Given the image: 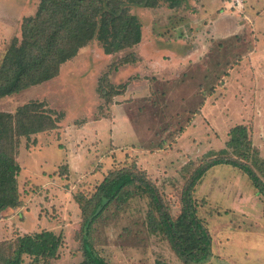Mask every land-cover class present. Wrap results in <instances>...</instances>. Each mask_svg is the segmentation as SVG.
Masks as SVG:
<instances>
[{
  "label": "rangeland",
  "instance_id": "obj_1",
  "mask_svg": "<svg viewBox=\"0 0 264 264\" xmlns=\"http://www.w3.org/2000/svg\"><path fill=\"white\" fill-rule=\"evenodd\" d=\"M117 1L126 3L141 24V42L135 48L111 53L114 36L105 43L91 40V33L98 30L86 27L77 39L81 47L54 69L56 76L0 99L1 113L15 114L34 102L37 110L48 114L41 122L36 116L37 123L57 122L53 130L20 139L18 182L23 207L0 217V242L15 243L19 237L50 230L63 238L59 256L50 264L81 263L84 211L77 199L83 200L88 212V203L106 177L131 169L143 173H138L142 185L125 189L128 192L109 206L90 234L96 253L108 264H156L158 260L185 264L168 239L152 231L150 216L158 222L161 218L150 193L143 191L144 183L156 190L174 219L189 191L186 198L192 200L211 238L210 257L197 264H264V195L239 167L221 162L206 169L215 159H236L227 146L230 131L244 126L258 151L257 161L245 163L264 182V92L257 86L250 91L237 89L239 96L233 100L223 88V75L234 62L248 58L255 47L262 50L264 37L249 29L251 21L245 14L258 17L257 33L264 32V12H253L264 6L248 0L254 8L248 4L238 13L203 2L221 35L234 28L233 22L244 27L225 40H212L207 61L183 65L179 59L174 72L187 69L158 80L142 74L139 51L152 52L146 57L148 68L160 70L165 66L163 57L188 46L167 42L185 39L194 45L185 61L198 59L197 37L191 35L193 29L185 32L183 26L192 22L191 10L197 14L203 9L201 0ZM17 3L7 7V0H0V60L23 45L24 22L37 15L41 0ZM226 12L231 18L218 15ZM208 99L209 108L203 113ZM27 117L33 123L32 113ZM25 260L31 262L29 257Z\"/></svg>",
  "mask_w": 264,
  "mask_h": 264
},
{
  "label": "trees",
  "instance_id": "obj_2",
  "mask_svg": "<svg viewBox=\"0 0 264 264\" xmlns=\"http://www.w3.org/2000/svg\"><path fill=\"white\" fill-rule=\"evenodd\" d=\"M148 4L150 6V3ZM84 28H97L98 33L92 32L91 40L95 37L105 43L110 36H114L111 53L133 49L141 42V24L124 2L41 0L37 15L24 22L23 45L15 46L13 55L6 54L0 60V99L19 94L56 76L54 69L62 61L73 57L81 47L80 43L77 45V39L85 31ZM119 94L121 92L108 94L107 97ZM35 105L33 102L22 106L15 114L0 112V217L7 210L23 207L18 182L22 170L18 162L20 139L57 128V122L53 119H44V123L35 121V117L38 116L41 122V118L46 114L40 109L37 110ZM30 113L34 116L33 123L36 122V125L30 123L27 117ZM230 138L227 146L233 149L236 159H215L206 169L221 162L239 167L247 172L259 193L264 195V182L252 167L245 163L258 159V151L253 147L247 128L235 127L230 131ZM203 172L204 170L197 174L191 186ZM138 173L143 176L142 172L131 169L111 173L92 196L88 203L91 205L88 212L85 210L83 200L77 199L84 211L82 226L84 255L83 261L79 264H108L96 253L90 241V234L93 225L109 206L118 201L123 192H128L125 189L136 184L142 185L138 181L142 182L143 178L138 177ZM143 186V191L150 193L153 203L160 212L159 222L150 216L152 231L162 233L185 264L206 261L210 257L211 238L198 217L192 200L186 198L190 197L189 191L185 192L182 200L181 213L174 219L164 210L160 197L156 190L151 188L150 183H144ZM62 245V236L50 230L19 237L15 243L0 242V264H27L25 260L27 257L31 259L29 264H50L51 260L59 256ZM156 264L169 263L158 260Z\"/></svg>",
  "mask_w": 264,
  "mask_h": 264
},
{
  "label": "crops",
  "instance_id": "obj_3",
  "mask_svg": "<svg viewBox=\"0 0 264 264\" xmlns=\"http://www.w3.org/2000/svg\"><path fill=\"white\" fill-rule=\"evenodd\" d=\"M17 1H21V0H7V7H17L16 5H19L17 3ZM205 1H210V4H216L215 7L216 9H218V7L221 8H228L230 10L231 7V1H226V0H201V4L199 7L202 9H205V5L203 2ZM257 1V6H264V0H255ZM248 0H247V4L245 7H248ZM251 1L249 6H251ZM204 6V7H203ZM199 8V9H200ZM254 8V6L252 7ZM251 8V9H252ZM199 10V13L195 14L192 13L191 10V15L188 13L189 18L192 20V22L190 23L189 20L185 21V25L183 26V29L185 30V32L190 31V29H193L192 34L191 35H196L197 39H195L194 44H196V49L197 51H200L201 53L197 54L196 57H198V59H193L190 62H186L185 60L188 58L187 54H191L193 50V46H189V42H187L185 39H177L174 40L171 38L170 42H167V44L173 43L176 45H178L179 43H186L188 44V46H186L184 49H181L177 52L176 55H172L171 57L169 56H165L163 57L165 66L161 67L162 69L160 70H149L148 66H149V61L146 60V57L149 55H152L151 53L148 54H143L141 51H139V62L138 64L141 65V67L143 68V73L145 76L147 77H157L158 80H163L165 79L167 76V74H171L172 72H174L175 70V66H176V61L180 59L179 64H195V63H200L202 64L203 62L207 61V53L210 51V43L212 42V40H215L217 38H221L223 40H225L227 37H229V33H238L243 27L244 25L242 24H238L236 25L235 22H233L234 28L228 32L225 33V35H221V33H219V30L217 29V25L216 20L211 19L210 15L206 12L205 10ZM248 9V8H247ZM218 11V10H217ZM246 12V11H245ZM255 13H257L258 15H261L264 12V7L263 10L258 12V11H253ZM262 12V13H261ZM238 14V13H236ZM219 16L222 17H227L230 15L229 12L226 13H221L218 14ZM230 17V16H229ZM228 18V17H227ZM231 18V17H230ZM245 18L246 19H250L251 21V26L249 27L250 30H253L256 33V36L259 37V35H261L262 37H264V32L263 30H260L258 33V29L256 28V22H257V18H253L252 12L245 14ZM229 19V18H228ZM197 25H200L201 28H199ZM195 28V29H194ZM241 28V29H240ZM177 29H180V27H178ZM199 36V37H198ZM203 40V41H201ZM144 42V41H143ZM263 42V46H262V50L259 51L258 47L254 48V51L251 52V54L248 56V58H243V60L241 61H236L232 64V66L230 67V69L226 72V74L223 75V88L225 90L226 96L228 97V99H231V97H233V100L238 97L239 95L236 94V90L238 89L239 91H250L251 87L257 86V89L260 91V93L264 92V40H262ZM259 43V42H257ZM262 44V43H260ZM146 43H144V46L146 48ZM177 48H179L177 46ZM198 53V52H197ZM153 56V55H152ZM174 56H177V58H175ZM174 57V58H173ZM173 58V59H172ZM251 59V61H250ZM188 63V64H187ZM158 63H156L157 65ZM155 69V68H154ZM187 67H183L179 70H176L174 72V74H178L181 71L186 70ZM148 80V79H147ZM147 82V81H146ZM145 82V83H146ZM141 89V88H140ZM139 90V89H138ZM209 99L208 101L205 103V107L202 108V112L204 113L206 111V109L209 108Z\"/></svg>",
  "mask_w": 264,
  "mask_h": 264
},
{
  "label": "built area",
  "instance_id": "obj_4",
  "mask_svg": "<svg viewBox=\"0 0 264 264\" xmlns=\"http://www.w3.org/2000/svg\"><path fill=\"white\" fill-rule=\"evenodd\" d=\"M238 13H242L245 10V0H231V7Z\"/></svg>",
  "mask_w": 264,
  "mask_h": 264
}]
</instances>
